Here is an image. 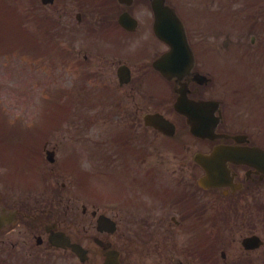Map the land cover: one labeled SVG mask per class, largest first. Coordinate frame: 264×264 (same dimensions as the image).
I'll return each mask as SVG.
<instances>
[{"label": "flooded vegetation", "instance_id": "1", "mask_svg": "<svg viewBox=\"0 0 264 264\" xmlns=\"http://www.w3.org/2000/svg\"><path fill=\"white\" fill-rule=\"evenodd\" d=\"M63 3L74 4L87 32V135L99 139L101 170L120 190L112 203L87 200L86 192L81 209L63 191L55 229L84 242V264H103L108 254L120 264H264V167L243 161L246 147L264 148V135L221 98L219 35L207 42L189 35L195 64L178 78L156 66L170 45L154 32L150 0ZM125 11L137 20L132 28L119 21ZM180 94L191 105L220 101L209 113L212 137L191 131L175 108ZM150 114L161 124H149ZM219 145L234 148L230 175L205 186L197 156ZM101 214L109 221L99 225ZM40 234L56 250L49 234Z\"/></svg>", "mask_w": 264, "mask_h": 264}, {"label": "rangeland", "instance_id": "2", "mask_svg": "<svg viewBox=\"0 0 264 264\" xmlns=\"http://www.w3.org/2000/svg\"><path fill=\"white\" fill-rule=\"evenodd\" d=\"M28 1L29 0H0V111L3 112L5 116L7 115L11 122H15L19 119H22L23 121H30L33 119V115L35 114L36 110L43 108L42 99L49 93L46 90L39 88L40 80H48L49 82H52L56 88L61 86V90L65 86L75 90L80 88L78 85H82L81 83H83V81L78 79H81L84 76V71L87 68L86 63L82 62V56L76 57V54L72 55V52L75 51L72 50L70 55H60L55 57L56 61L53 68L50 66V61L49 63L46 60L41 61L40 66L43 69V72H40L39 76L35 75L37 74V71L34 69V67L29 65L26 59L28 56L32 61L31 57L33 54L26 52L23 55V48H21L23 45V38L21 34L16 32L18 31L19 21H17L15 16L9 17L6 12V8L10 6H13L14 8L17 7L19 11L22 12L24 17L25 13L27 12L25 4H27ZM58 6H60L59 2L57 3V7ZM140 13L143 14L144 12ZM23 21L28 30H30L31 25L35 27L33 22L27 21L28 24H25V19ZM69 44L72 43L69 42ZM74 44H77V42ZM74 47L76 51L78 49H82L81 54L84 53L85 45L83 42H80L78 45H74ZM8 49L11 50V53H6L3 55V52ZM52 72L58 76L54 80L50 78ZM71 83L73 84L68 86ZM30 85L33 87V89L30 88ZM40 119L43 120L45 117L41 116ZM86 133L87 131L79 135L83 137ZM60 135L61 134L57 135L56 138H58ZM3 156L5 155L2 154L0 157L3 159ZM7 157L10 158V156ZM82 167L87 169L86 165H83ZM0 169H2L1 165ZM66 172L71 175L69 170H66ZM37 174L40 175L38 172ZM109 178L111 180L112 177L109 176ZM53 179L55 178H51V181ZM22 181L23 180L20 178L14 179L10 192L21 195V191L26 190V193L29 194L32 191L31 187H33V189L40 188L39 186L27 185ZM78 182L80 185L79 180ZM85 183L87 184V178L85 179ZM90 185L91 188L96 192H106V190L109 191L112 189L111 187H108L106 180H103L100 183V187L95 184ZM42 190L43 188L39 189V191ZM7 235H9V237L12 239L17 240H22V237L24 236V238L26 237V240H28L29 245H26L28 250L24 249L26 259L24 258L23 260H20L22 263L37 264V262L42 259L45 262H49L47 264H80L75 257L69 254H56L55 252H48L40 247L36 248L32 246L31 234L27 227H18ZM21 249H23V247H21L20 250ZM31 250H36L33 252L34 254L32 256L30 255L31 252H29ZM8 255L10 259H13L14 262H16L17 259L15 258V253Z\"/></svg>", "mask_w": 264, "mask_h": 264}, {"label": "water", "instance_id": "3", "mask_svg": "<svg viewBox=\"0 0 264 264\" xmlns=\"http://www.w3.org/2000/svg\"><path fill=\"white\" fill-rule=\"evenodd\" d=\"M154 9H155V14H156V31L157 33L162 36L166 40H177L173 41V48L174 52H183L186 49V45L184 43L185 39V34H184V28L180 22V19L176 16L175 12L170 9L166 8L160 3L154 2ZM190 119L192 120V125L196 126L199 125V115H191ZM211 158H216V155L211 156ZM211 166H213L211 164ZM210 174H212L210 172ZM12 221L13 220V215H3L2 221ZM1 219H0V224H1ZM77 251H79L78 248H76Z\"/></svg>", "mask_w": 264, "mask_h": 264}, {"label": "trees", "instance_id": "4", "mask_svg": "<svg viewBox=\"0 0 264 264\" xmlns=\"http://www.w3.org/2000/svg\"><path fill=\"white\" fill-rule=\"evenodd\" d=\"M7 14H11V11L9 9H6Z\"/></svg>", "mask_w": 264, "mask_h": 264}]
</instances>
